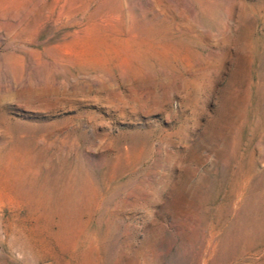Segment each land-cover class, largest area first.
Here are the masks:
<instances>
[{"label": "rangeland", "instance_id": "obj_1", "mask_svg": "<svg viewBox=\"0 0 264 264\" xmlns=\"http://www.w3.org/2000/svg\"><path fill=\"white\" fill-rule=\"evenodd\" d=\"M0 264H264V0H0Z\"/></svg>", "mask_w": 264, "mask_h": 264}]
</instances>
